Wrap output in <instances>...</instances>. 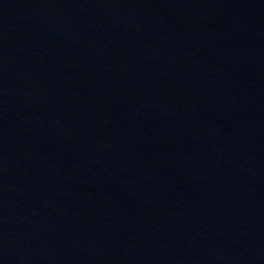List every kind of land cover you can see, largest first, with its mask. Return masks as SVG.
I'll list each match as a JSON object with an SVG mask.
<instances>
[{
  "label": "water",
  "instance_id": "obj_1",
  "mask_svg": "<svg viewBox=\"0 0 264 264\" xmlns=\"http://www.w3.org/2000/svg\"><path fill=\"white\" fill-rule=\"evenodd\" d=\"M0 264H264V0H0Z\"/></svg>",
  "mask_w": 264,
  "mask_h": 264
}]
</instances>
